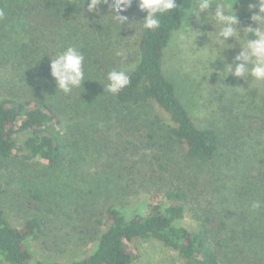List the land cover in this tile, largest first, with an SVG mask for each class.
I'll return each instance as SVG.
<instances>
[{
	"label": "trees",
	"instance_id": "16d2710c",
	"mask_svg": "<svg viewBox=\"0 0 264 264\" xmlns=\"http://www.w3.org/2000/svg\"><path fill=\"white\" fill-rule=\"evenodd\" d=\"M176 2L182 7L164 17L157 32L139 28L131 82L113 96L102 84L107 83L110 70L119 69L122 58L117 53L128 42V28L145 15L138 11L136 0L121 13L128 21L120 27L103 18L108 13L105 4L96 15L87 13L86 6L79 7V0H0V45L5 42L9 48L0 53V61L10 64L14 72L11 80L0 84L4 92L0 165L2 160H36L56 168L68 147L78 150L80 145L56 130L60 118L81 120L88 112H105L114 130H146L144 155L154 161L148 164L156 165L163 182L161 195L152 193L151 203L129 217L115 204L99 211L91 196L84 198L83 191L69 188L74 210L82 220L89 216L94 222L89 231L92 249L65 262L35 259L28 248L30 241L45 234L46 219L27 215L22 227L14 228L0 208V261L4 264H131L128 246L147 239L173 250L182 264H264V206L251 210L254 201L264 205V99L249 98L240 107L244 94L230 91L221 79L205 94L203 107L209 115L201 120L202 127L195 124L163 70L164 51L172 33L181 27V11L190 0ZM234 10L239 22H252L248 6L237 0ZM68 46L84 54L87 80L65 94L50 75V58ZM153 107L166 123L158 130H147L153 125L147 110ZM200 170L207 175L202 180ZM179 178L186 183L178 182ZM192 187L193 210L188 203ZM32 197L39 199L36 194ZM188 214L193 227L179 224Z\"/></svg>",
	"mask_w": 264,
	"mask_h": 264
},
{
	"label": "rangeland",
	"instance_id": "374dc122",
	"mask_svg": "<svg viewBox=\"0 0 264 264\" xmlns=\"http://www.w3.org/2000/svg\"><path fill=\"white\" fill-rule=\"evenodd\" d=\"M238 2L248 6L254 4L256 0ZM181 15L183 17V10ZM188 24L191 30L199 31L201 35L194 41V46L179 38L183 31L182 25L174 31L164 51L163 70L175 83L177 96L195 124L202 127L201 120L209 115L208 109L203 107L205 98H208L205 94L209 89L216 88L221 79L228 83L230 91L239 90L240 94H244L240 96V107H244L242 102H248L249 98L261 102L264 99V81H255L251 76L246 79L231 74L226 76V73L221 72L224 64L219 58L209 66L215 69L210 73L206 65L210 58L209 50L214 45L206 33L213 29L211 25L198 24L195 17H189ZM136 26L128 28L130 31L128 42L118 49L123 56L117 68L122 66L132 68L137 60L134 42L140 30L139 25ZM246 27L255 28L257 25L254 22H239L238 28L241 29L242 38L243 29ZM128 43L131 44L125 48ZM4 44L5 42H2L0 45L1 54L9 49H6L7 46ZM206 44L208 45L205 46ZM204 46L205 48H202ZM240 50L239 44H235L232 49H225L221 53L226 57L225 63H231ZM5 64V61H0V84L11 80L14 75L11 65ZM3 94L1 89L0 100L4 97ZM89 113L86 119L81 120L60 118V124L55 126L63 138L65 136L71 139L70 143H76L74 139L80 142V145L77 143L78 150L67 148L64 160L56 168L36 160H2L3 163L0 165V208L11 226L22 227L27 215L34 214L47 220L45 234L28 243V248L35 259L65 262L80 258L92 249V233L89 231L92 230L90 224L94 222V218L88 216L86 220H82L83 218L78 215L80 212L74 210V199L69 188L83 191L84 198L85 194L87 198L91 196L94 200L93 206L99 211L115 204L121 207L127 217L150 204L152 193L159 195L162 193L160 186L163 182L159 181V171L156 165L154 167L148 164L154 161L144 155L147 149L144 148L143 138L146 130L142 128L137 133L132 131L133 128L117 127L114 130L112 123H109L112 118L109 120L105 112ZM147 114L153 121V125L146 128L147 130L149 128L158 130L161 124L166 123V119L157 108H148ZM157 135L159 136V133ZM128 141H131V144H127ZM138 145L143 149L136 151L135 146ZM141 159L146 163H133ZM200 171L202 180L207 175L204 176V171ZM106 177L113 180L109 181L110 179ZM179 181L185 184L187 180L179 178ZM34 194L39 196V199H34L32 197ZM189 195L191 199L188 198V203L193 210V206H196V201L193 200V187ZM160 199L163 200L162 196ZM179 224L194 226L189 214ZM128 248L133 254L131 264H182L173 250L155 240H138ZM0 264L4 263L0 261Z\"/></svg>",
	"mask_w": 264,
	"mask_h": 264
},
{
	"label": "clouds",
	"instance_id": "9594fccd",
	"mask_svg": "<svg viewBox=\"0 0 264 264\" xmlns=\"http://www.w3.org/2000/svg\"><path fill=\"white\" fill-rule=\"evenodd\" d=\"M136 2L138 11L145 15L135 22L145 33L157 32L162 27L163 18L170 17L173 11L182 7L176 0H136ZM236 2L237 0H190L187 7L183 9V31L179 38L195 46L194 41L201 35V32L190 29L189 17H195L198 24L211 25L213 31L206 33L209 41L214 45L209 50L210 58L206 65L210 73L215 69L209 66L219 58L224 64L221 72L226 73V76L231 74L234 77L245 79L251 76L255 81H264V0H256V3L248 5V11L252 13L250 20L257 27L244 28L243 38L240 35L241 29L238 28L239 19L234 10ZM101 4L108 5V13L103 18H108L110 22L120 27L128 21V17L121 13L126 12L132 6L133 0H79V7L86 6L87 13L96 15H100ZM253 9L257 11L253 12ZM235 44H239L241 50L231 63H225L226 57L221 53L225 49L234 48ZM117 55L123 56V53L118 52ZM84 60V54L76 46H68L54 58H50V75L57 89L68 94L74 88L82 86L87 80ZM132 70L131 67L124 66L110 70L106 76L107 83L102 84L104 91L113 96L118 95L129 86ZM262 206H264L262 202L254 201L251 204V210H258Z\"/></svg>",
	"mask_w": 264,
	"mask_h": 264
}]
</instances>
